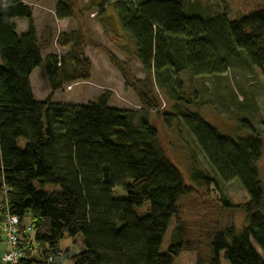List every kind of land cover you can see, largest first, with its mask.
I'll list each match as a JSON object with an SVG mask.
<instances>
[{"label": "trees", "instance_id": "1", "mask_svg": "<svg viewBox=\"0 0 264 264\" xmlns=\"http://www.w3.org/2000/svg\"><path fill=\"white\" fill-rule=\"evenodd\" d=\"M109 4L124 32L118 38L128 41L126 59L107 54L141 108L111 106L108 92L88 104L37 99L31 75L39 67L52 93L91 78L86 48L105 47L84 18ZM33 13L24 0H0V264H9L8 215L18 218V264H174L190 251L196 264H264V136L247 119L241 123L251 133L238 137L208 122L186 78L227 73L235 49L264 76V4L230 19L226 10L187 15L182 0H57L58 19L80 25L56 37L65 54L46 56L50 38L38 34ZM17 19L27 20L26 31ZM134 59L144 79L133 74ZM158 93L170 111L161 110ZM231 181L246 201L226 196L222 185ZM47 185L59 189L46 192ZM66 236L73 243L62 249Z\"/></svg>", "mask_w": 264, "mask_h": 264}, {"label": "rangeland", "instance_id": "2", "mask_svg": "<svg viewBox=\"0 0 264 264\" xmlns=\"http://www.w3.org/2000/svg\"><path fill=\"white\" fill-rule=\"evenodd\" d=\"M31 5L34 10V19L37 26L38 34L48 40V46L44 49V56L51 53L63 55L68 51V47H60L56 44L55 39L59 33L72 31L79 27L77 18L58 19L56 16L57 0H24ZM97 1V0H91ZM184 12L189 15L200 16L202 18L217 14L226 10L229 11L230 19H236L241 14L248 13L264 4V0H182ZM89 0H80V4H86ZM257 2V3H256ZM99 8L86 15L84 24L92 37L93 41L104 45V49H99L93 44L86 48V55L93 63L91 78L87 81H77L71 85L52 93L46 68L44 66L37 68L31 77V83L35 97L43 100L52 95V99L56 102L63 103H82L88 104L96 101L102 94L110 93V105L122 109H140V101L136 92L126 85L123 74L112 64L107 50L112 51L119 59H126V53L123 51L122 43L127 42L122 36L118 38V34L124 35L118 12L114 5L109 4L104 10L105 14H101ZM18 31H26L28 22L26 19H17ZM118 39V40H117ZM231 54L229 62V70L222 75H207L193 77L186 74V78L191 81L193 87L199 91V104H204L202 108V116L211 124L228 132L227 134L238 137L247 136L251 131H247L241 122L248 120L251 127L264 136V76L261 71L249 63L248 56L244 52L237 51ZM131 70L136 78L144 79L145 72L142 65L134 59ZM189 81V82H190ZM186 90H189L188 86ZM161 97V110L170 111L171 103L168 99L158 93ZM194 99V98H191ZM196 148V145H195ZM199 155V153H198ZM187 155L185 154V157ZM199 159L205 163L204 158ZM189 161V162H188ZM185 161V166H189L190 159ZM261 168L264 175V156L261 161ZM189 180V176L187 175ZM46 192H52L59 187L47 185L44 188ZM222 189L226 196L233 203H241L246 201L247 193L237 181H231L222 185ZM115 194L118 196L125 195L122 188H117ZM221 191L213 194L214 198L222 196ZM233 219L242 227L245 219V213L238 210L234 213ZM175 226V220L171 222L169 232L164 238L161 248L162 252H166L170 245V234ZM73 243V239L66 236L61 242L62 249H66ZM5 247V243L0 244V254ZM10 247V246H9ZM261 254L260 249L255 246ZM223 264H229L222 259ZM174 264H196L195 252H184L175 257Z\"/></svg>", "mask_w": 264, "mask_h": 264}, {"label": "built area", "instance_id": "3", "mask_svg": "<svg viewBox=\"0 0 264 264\" xmlns=\"http://www.w3.org/2000/svg\"><path fill=\"white\" fill-rule=\"evenodd\" d=\"M17 224L18 218L8 215V221L2 225V229L8 235L9 250L6 251L3 260L9 264H18L19 251L17 250Z\"/></svg>", "mask_w": 264, "mask_h": 264}, {"label": "crops", "instance_id": "4", "mask_svg": "<svg viewBox=\"0 0 264 264\" xmlns=\"http://www.w3.org/2000/svg\"><path fill=\"white\" fill-rule=\"evenodd\" d=\"M34 73V72H33ZM31 77H32V75H31ZM4 250V249H3Z\"/></svg>", "mask_w": 264, "mask_h": 264}]
</instances>
